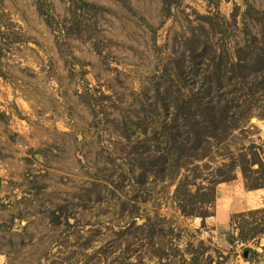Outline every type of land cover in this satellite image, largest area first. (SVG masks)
Wrapping results in <instances>:
<instances>
[{
  "label": "rangeland",
  "instance_id": "obj_1",
  "mask_svg": "<svg viewBox=\"0 0 264 264\" xmlns=\"http://www.w3.org/2000/svg\"><path fill=\"white\" fill-rule=\"evenodd\" d=\"M90 1L108 8L98 22L110 65L68 36L84 63L72 71L34 0H0V264H264V234L242 241L230 223L264 204L238 167L203 225L173 197L191 164L207 183L205 163L264 149V58H251L264 0H176L168 15L161 0H129L133 13ZM236 55L248 64L232 70ZM206 102L227 126L196 145L187 121L206 117L189 110Z\"/></svg>",
  "mask_w": 264,
  "mask_h": 264
},
{
  "label": "trees",
  "instance_id": "obj_2",
  "mask_svg": "<svg viewBox=\"0 0 264 264\" xmlns=\"http://www.w3.org/2000/svg\"><path fill=\"white\" fill-rule=\"evenodd\" d=\"M34 2L38 12L54 33L57 48L72 71H74L77 63L80 65V70L83 71L82 64L84 63L71 52L67 40L68 36H75L89 41L91 47L100 56L101 61L106 65H110V52L107 48L108 40L101 34V27L98 22L99 16L108 10L107 7L90 0H64L67 4L68 15L60 18L54 10L52 0H34ZM119 2L129 12L133 13L134 10L129 0H119ZM175 2L176 0H161L162 14L168 15L172 4ZM202 17L211 25L221 27L220 22L215 21L210 14H203ZM142 19L144 20V18ZM10 21L12 23V20ZM145 24L152 29L148 22H145ZM4 28L10 32V28L7 25H4ZM16 39L22 41L25 40V36L22 33V36ZM247 54L251 55V51H248ZM236 58L235 61H232V70H235L236 67L234 66L238 67L248 64L239 55H236ZM251 58L252 62H258L259 59L262 60L264 58V47L258 51L254 50ZM184 102L190 104L189 97L185 98ZM210 102H206L203 105L198 104L189 110L191 115L197 113L206 117V120L201 117V119L196 118L192 121H187L189 124L188 131L194 136L196 145L200 142L202 136H212L218 131L226 129L227 126L226 110H219V108L215 111L210 110L209 108H213L214 105ZM187 117L184 113V119L187 120ZM187 135L190 136L189 133ZM180 144H182L180 145L181 149L187 147L183 140H181ZM205 167L208 168L206 178L208 177L207 181L209 182H202V167L199 163H193L177 179L173 190V197L180 210L186 215H199L202 225L204 224V218L214 213L212 206L216 197L217 184L220 181L232 179L235 176L234 169L236 167L241 171L246 188L264 187V149L254 142L235 152L228 151L227 160L220 165L211 166L205 163ZM248 214L252 216L251 219L246 218ZM230 223L236 226V238L242 241L257 234H264V204L234 212Z\"/></svg>",
  "mask_w": 264,
  "mask_h": 264
},
{
  "label": "crops",
  "instance_id": "obj_3",
  "mask_svg": "<svg viewBox=\"0 0 264 264\" xmlns=\"http://www.w3.org/2000/svg\"><path fill=\"white\" fill-rule=\"evenodd\" d=\"M248 207H249L248 205H247V206H243V207H238V208H236V210L238 211L239 209L242 210V209H244V208H248ZM216 210H217V209H216ZM240 210H239V211H240Z\"/></svg>",
  "mask_w": 264,
  "mask_h": 264
}]
</instances>
